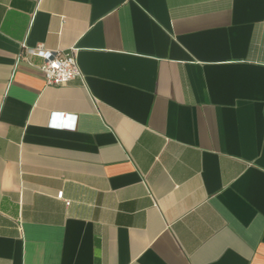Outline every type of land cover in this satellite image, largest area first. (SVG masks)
Listing matches in <instances>:
<instances>
[{"label": "crops", "instance_id": "crops-1", "mask_svg": "<svg viewBox=\"0 0 264 264\" xmlns=\"http://www.w3.org/2000/svg\"><path fill=\"white\" fill-rule=\"evenodd\" d=\"M0 264H264V0H0Z\"/></svg>", "mask_w": 264, "mask_h": 264}, {"label": "built area", "instance_id": "built-area-1", "mask_svg": "<svg viewBox=\"0 0 264 264\" xmlns=\"http://www.w3.org/2000/svg\"><path fill=\"white\" fill-rule=\"evenodd\" d=\"M36 6L40 0H33ZM31 56L41 58V63L37 68L42 74L45 85L61 86L76 77H82V72L77 62L76 51L74 48L69 50L49 49L43 44L36 46H23L18 59H25L30 63ZM62 191H58L56 196L62 198ZM68 204V200L65 201Z\"/></svg>", "mask_w": 264, "mask_h": 264}]
</instances>
